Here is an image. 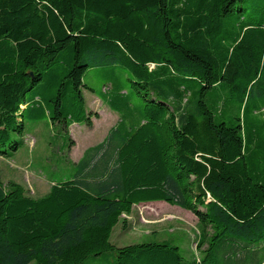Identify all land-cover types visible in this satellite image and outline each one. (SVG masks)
Returning <instances> with one entry per match:
<instances>
[{
  "label": "trees",
  "instance_id": "trees-1",
  "mask_svg": "<svg viewBox=\"0 0 264 264\" xmlns=\"http://www.w3.org/2000/svg\"><path fill=\"white\" fill-rule=\"evenodd\" d=\"M93 68L118 118L42 196L0 180V264H264V0H0V155L43 118L69 148ZM154 201L196 215L198 256L111 243Z\"/></svg>",
  "mask_w": 264,
  "mask_h": 264
},
{
  "label": "rangeland",
  "instance_id": "rangeland-1",
  "mask_svg": "<svg viewBox=\"0 0 264 264\" xmlns=\"http://www.w3.org/2000/svg\"><path fill=\"white\" fill-rule=\"evenodd\" d=\"M105 75L104 70L93 68L83 76V82L93 89H83L86 110L93 115L92 125L72 124L68 128L72 140L69 148L63 144L65 133L61 125L52 124L48 118L26 122L25 134L17 135L20 142L17 150L9 149L7 154L0 155V180L4 185L18 183L28 195L39 197L53 182L71 174L67 161H76L87 146L100 141L118 118V113L109 109L99 94ZM118 81L121 85L126 82L124 78ZM133 101L136 103L138 99ZM198 228V218L191 211L164 201L140 203L132 207L129 215L121 216L110 241L121 247L165 240L179 247L183 258L189 260L199 253ZM85 264H92V258Z\"/></svg>",
  "mask_w": 264,
  "mask_h": 264
}]
</instances>
